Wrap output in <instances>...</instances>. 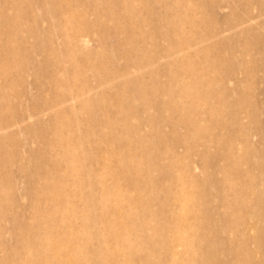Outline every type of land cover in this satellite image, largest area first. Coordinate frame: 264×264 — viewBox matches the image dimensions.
<instances>
[{
	"label": "rangeland",
	"instance_id": "1",
	"mask_svg": "<svg viewBox=\"0 0 264 264\" xmlns=\"http://www.w3.org/2000/svg\"><path fill=\"white\" fill-rule=\"evenodd\" d=\"M0 264H264V0H0Z\"/></svg>",
	"mask_w": 264,
	"mask_h": 264
}]
</instances>
